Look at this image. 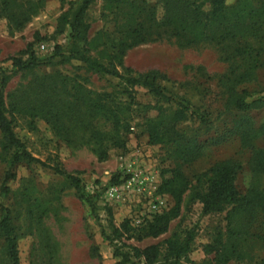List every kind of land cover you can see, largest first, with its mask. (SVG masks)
Instances as JSON below:
<instances>
[{
  "label": "rangeland",
  "instance_id": "rangeland-1",
  "mask_svg": "<svg viewBox=\"0 0 264 264\" xmlns=\"http://www.w3.org/2000/svg\"><path fill=\"white\" fill-rule=\"evenodd\" d=\"M27 1L19 0V3ZM79 1L45 0L40 13L20 29L11 25L9 20L0 18V68L3 69V73H0V90L4 76L7 81L3 89L5 107L17 137L25 143L33 157L50 166L59 165L66 172L79 176L85 192L96 202L99 214L97 221L76 190L53 170L40 164H20L15 170L16 178L8 184L9 194H0V203L11 210L12 225L18 237L20 264H115L113 247L102 236V231L112 235L114 229L120 228L126 220L132 227L142 228L152 222L155 216L170 212L176 201L171 194L163 191V185L172 177L169 171L177 167L191 182V188L183 195L181 212L171 221L169 231L157 239L122 242L145 248L162 244L174 233L186 235L193 231L192 251L188 253L185 263L214 264L212 247L216 245L219 233L223 235V242H227L229 236L226 217L230 208L220 213L203 215L202 205L191 201L197 178L218 162L238 161L242 170L236 179V186L240 194L244 195L254 181L249 169L251 152L241 145L238 137L232 135L220 137L224 141L207 146L202 156L193 162H182L175 146L150 145L146 123L159 115V107L165 110L164 117L169 118L175 106L136 87L133 90L136 100L133 109L122 112V117L127 118L130 124V131L123 137L126 146L110 149L108 159L99 161L91 149L83 144L89 117L88 109L81 99L87 90L94 93L92 97L102 93L111 94L109 100L112 104L129 103V98L124 92L127 86L119 79L91 73L78 61L64 64L61 57L50 58L57 45L66 47L68 44L70 27L62 23V18L67 14L68 20H71L73 11L69 4ZM253 1L256 5L264 2ZM157 2L98 0L93 3L87 14L91 55L109 64V56L119 53V43H131L137 35L134 31L138 30L147 43L128 50L121 66L118 60H114L118 70L124 75L135 76L159 72L165 77L162 81L164 86L191 99L192 103L212 114L209 128L196 120H190L178 126V129L187 138L196 137L199 142L217 134L219 136L229 129L224 125L225 120L229 123L236 117L234 111L226 108V90L219 80L230 73L235 64L226 59L227 52H231L233 47L224 50L223 46L216 44L187 46L184 40L177 42L167 36L158 42L149 43V13ZM236 3L237 0H227L228 6ZM205 9L209 10L210 5H206ZM62 28L64 31L60 34ZM247 41L253 49L260 46V40L257 42L249 38ZM32 52L42 59L39 67L28 72L15 71L11 59L23 57L26 60ZM249 54L247 52L245 57L251 61ZM252 54L254 58L253 51ZM248 67V64L243 63V68ZM255 70L256 83L247 85L253 93L264 87V67ZM77 83L86 89L81 97L79 94L75 96V91H70ZM40 86L56 89L57 96L54 99L61 111H67L66 101H77L74 110L68 112L72 117L68 122L72 120V132L77 136L73 144L58 138L44 120L41 105L45 101H42ZM248 118L255 123L264 122V108L254 110ZM257 142L258 145L264 144L261 140ZM7 161L0 133V191ZM257 182L264 189V175ZM1 216L0 209V220ZM238 230L246 231V228L238 225ZM253 233L258 234V231L253 229L246 239L238 240L241 254L229 264L261 263L264 248ZM94 246L98 247L99 254L92 253ZM8 257L5 240L0 232V264H11Z\"/></svg>",
  "mask_w": 264,
  "mask_h": 264
},
{
  "label": "trees",
  "instance_id": "trees-1",
  "mask_svg": "<svg viewBox=\"0 0 264 264\" xmlns=\"http://www.w3.org/2000/svg\"><path fill=\"white\" fill-rule=\"evenodd\" d=\"M45 0H28L20 4L19 0H1L0 18L10 21L15 28L20 29L32 20L43 9ZM98 0H80L70 2L72 19L68 20L67 14L62 18V23L69 24V41L66 47L57 45L50 58L61 57L62 63L78 61L89 72L110 76L119 79L127 86L124 92L128 95L129 103L112 104L109 93L92 95V91L85 89L77 83L70 91H75V96H82V104L88 109L87 135L83 143L96 155L99 161H106L109 150L112 148H124L125 134L130 131L127 118L122 117L124 110L131 111L136 100L133 90L136 87L146 90L149 94L169 105L175 106L169 118L164 117V109L159 107V115L148 120L146 132L149 136V144L152 146L169 144L175 146L180 152L181 160L193 162L198 156H202L207 146L217 145L224 141L220 137H238L241 145L251 152L249 169L254 176V181L248 191L241 195L236 186V179L242 170V165L235 160H227L214 164L206 173L197 178V186L191 197L192 203L202 205V214L211 215L220 213L230 208L227 214L228 239L223 242L222 234L216 239V245L212 247L214 264H229L233 259L239 258L241 249L238 240L246 239L254 229L258 234L252 235L260 239L264 248V189L258 185V178L264 175V144L258 145V140L264 141V122L255 123L249 115L254 110L264 108V87L260 91L252 92L248 84L256 83L255 69L264 67V2L256 5L253 0H237L233 6L227 5V0H158L149 13V43L160 41L165 36L175 39L177 42L184 40L187 46L202 44H216L223 46L227 52L226 59L235 63L228 74L219 80L226 90V108L234 111L236 117L229 123L225 120L226 129L221 135L212 136L203 142L197 138H187L182 130L178 129L183 123L196 120L200 125L209 128L211 126V112L202 106L192 103L191 99L180 95L162 84L165 77L159 72L151 71L147 74L124 75L118 65L123 64V58L128 50L147 43V39L137 32L131 43L122 41L118 45V55L109 56L110 63L104 64L98 57L92 54L91 41L88 37L90 25L87 23V14L93 3ZM210 5L206 10L205 6ZM64 29H60L62 34ZM151 32V33H150ZM249 38L260 40V46L252 48ZM245 41V42H244ZM252 50L255 54L253 58ZM31 48V47H30ZM117 48V47H116ZM249 52L248 61L245 55ZM28 53V52H27ZM33 52L28 59L23 57L12 58L13 67L17 72H28L36 69L42 59ZM241 62L242 66L236 65ZM243 63L248 68H243ZM0 68V73H3ZM128 71H130L128 69ZM6 77H2L0 90V133L2 136V149L8 156L7 171L5 173L0 194H9V182L16 178L15 170L20 164H40L53 170L76 190L80 199L90 207L92 215L99 220L96 202L91 200L85 192L84 185L79 176L70 174L59 165L50 166L40 159L33 157L16 135L12 120L7 115L3 89L6 86ZM257 85V84H253ZM68 90V89H67ZM69 91V90H68ZM69 91V92H70ZM40 94L45 101L42 104L41 114L58 138L73 144L77 136L72 132V120L68 112L73 111L77 101H66L67 111L59 110L56 106V89L51 86H40ZM78 100V99H76ZM228 123V124H227ZM171 179L163 185V191L175 198V206L170 212L155 216L154 220L142 228H134L128 220L124 221L120 228H115L112 235L104 230L102 236L113 247L115 264H186L185 259L192 251L194 240L193 231L186 235L174 233L162 244H153L145 248L126 245L123 240H135L142 242L146 239H157L169 231L171 221L179 216L183 203V195L191 188V182L184 175L181 168L169 171ZM2 212L0 220V232L5 240L6 251L11 264H20L18 252V237L15 227L12 225L11 210L0 203ZM238 225L246 228L239 231ZM119 242V243H118ZM93 254H99L98 247L91 249ZM260 264H264V258Z\"/></svg>",
  "mask_w": 264,
  "mask_h": 264
},
{
  "label": "built area",
  "instance_id": "built-area-1",
  "mask_svg": "<svg viewBox=\"0 0 264 264\" xmlns=\"http://www.w3.org/2000/svg\"><path fill=\"white\" fill-rule=\"evenodd\" d=\"M43 49H44V46H43ZM162 203V202H161Z\"/></svg>",
  "mask_w": 264,
  "mask_h": 264
}]
</instances>
